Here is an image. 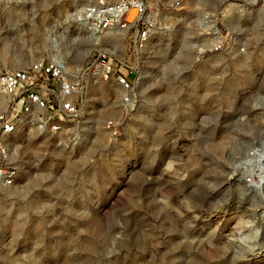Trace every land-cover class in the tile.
Listing matches in <instances>:
<instances>
[{"label": "rangeland", "instance_id": "1", "mask_svg": "<svg viewBox=\"0 0 264 264\" xmlns=\"http://www.w3.org/2000/svg\"><path fill=\"white\" fill-rule=\"evenodd\" d=\"M262 6L243 18L252 39L237 63L178 56L176 33L140 60L145 77L126 104L113 83L87 81L65 146L19 134V186L0 197V264L264 261V191L246 197L237 181L249 178L247 154L264 140ZM95 50L71 30L59 52L81 67ZM29 52L37 56L0 33V71L21 67L9 61Z\"/></svg>", "mask_w": 264, "mask_h": 264}, {"label": "built area", "instance_id": "2", "mask_svg": "<svg viewBox=\"0 0 264 264\" xmlns=\"http://www.w3.org/2000/svg\"><path fill=\"white\" fill-rule=\"evenodd\" d=\"M53 1L0 0V33L15 48H33L37 54L29 52L25 61L13 56L10 63L24 64L0 71L5 104L0 111V197L19 186L16 137H47L65 146L81 123L88 80L113 83L126 104L145 77L140 60L176 33L178 56L195 55L193 63L204 56H215L218 64L237 63L252 39L241 32L243 18L263 11L257 7L261 0H57L62 12L56 21ZM71 30L81 44L96 49L81 67L59 52ZM26 32L28 41L11 37ZM105 129L117 134L112 122ZM247 156L250 173L264 176V140Z\"/></svg>", "mask_w": 264, "mask_h": 264}, {"label": "bare ground", "instance_id": "3", "mask_svg": "<svg viewBox=\"0 0 264 264\" xmlns=\"http://www.w3.org/2000/svg\"><path fill=\"white\" fill-rule=\"evenodd\" d=\"M19 34H21V37L14 38V40H21V39H23V40L27 41L26 38H29L30 39V35L27 32L24 33V34L23 33H19ZM262 79H264V78H262ZM261 82H263V80ZM256 99H257V102L260 103V105H262L264 107V97L263 96H257ZM263 133H264V130H263ZM237 181H238V183H240L243 186V191H244V194H245L246 197L251 196L252 199L254 198L255 193L254 194L252 193L254 188H259V189L262 190V192L264 191V176H259L258 175L256 177V176H254V175L251 174L250 180H247V178H245L242 175V176H240L237 179ZM245 190H248L249 193H246ZM251 202H253V201H251ZM262 223H264V222H262ZM262 228H263V232H264V224H263ZM263 238H264V235H263ZM234 264H264V261L262 259L256 257L254 260H244V259H242L240 261L237 260L236 263H234Z\"/></svg>", "mask_w": 264, "mask_h": 264}]
</instances>
